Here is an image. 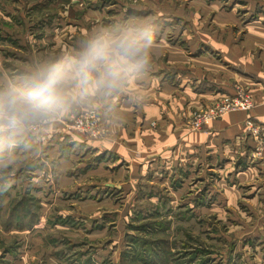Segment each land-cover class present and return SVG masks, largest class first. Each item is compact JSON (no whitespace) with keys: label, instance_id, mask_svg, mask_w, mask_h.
<instances>
[{"label":"rangeland","instance_id":"374dc122","mask_svg":"<svg viewBox=\"0 0 264 264\" xmlns=\"http://www.w3.org/2000/svg\"><path fill=\"white\" fill-rule=\"evenodd\" d=\"M249 1L255 0H0V79L20 77L38 62L73 52L96 28L135 19L153 25L157 43L163 36L167 43L180 45L178 34H199L204 40V34H221L231 53L237 45L247 57L251 79L264 85V38L249 47L244 42L250 30L264 34V8H259L260 15L247 13L243 9ZM157 43L153 52L168 47ZM218 61L222 64L217 70L233 83L227 94L238 88L250 93L242 82L248 74L229 71L231 61L225 57ZM136 92L134 87L128 93ZM219 99L194 108L187 129L196 131L194 118ZM255 106L243 111L244 124L250 118L263 126L252 115ZM90 109H96L106 129L102 138H89L72 127ZM104 112L96 105L66 114L32 135L30 150L17 149L0 166V192L6 187L0 202V264H135L132 257L122 260L138 232L129 225L148 223L154 212L156 222L165 220L166 229L156 232L149 225L141 236L149 241L147 247L155 240L160 254L169 257L173 252L170 264H188L192 252L200 259L190 264L203 259L207 264H264V167L237 177L238 167L226 161L206 166L188 158L180 166L178 155L175 174L176 162L168 155L158 158L140 146L120 151L123 157L103 152L98 144L110 132ZM243 138L250 140L246 133ZM250 149L251 159H240L235 166L246 169L264 161L253 158ZM26 190L34 200L21 207L25 218L12 219L10 226L6 214ZM31 219L35 222L29 229Z\"/></svg>","mask_w":264,"mask_h":264},{"label":"crops","instance_id":"0c3cea01","mask_svg":"<svg viewBox=\"0 0 264 264\" xmlns=\"http://www.w3.org/2000/svg\"><path fill=\"white\" fill-rule=\"evenodd\" d=\"M245 7L243 10L247 13L255 12L260 15L263 13L259 8H264V3L249 1ZM249 33L245 37V47H249L252 41L256 43V40L264 38V34H253L251 30ZM178 35L181 39L180 45L167 43L164 36L157 43L159 47L162 45L168 47L164 46L165 51L162 47L153 52V60L155 58L157 60L152 62L150 72L135 83L134 87L138 89L136 95L131 96L125 92L120 94L124 97L116 96L98 104L104 107V114L108 117L110 126L109 136L98 144L99 148L103 152L110 151L122 156L120 151L129 150L133 144L136 147L140 146L143 152H151L152 156L158 158L168 155L171 163L176 162L172 165L175 174L178 170L175 168L178 155L181 159L180 166L181 162L188 158L190 161H200V164L206 166L214 165L216 161H226L238 167L237 177H240L239 174L263 169L264 161H258L254 166L248 165L246 169H240V165L235 166L240 159L242 162L251 159L249 152L254 145L251 140L246 141L243 138L244 121L247 117L245 112H231L213 121L202 131H191L186 127L194 108L206 105L211 98L222 97L234 90L230 78L217 70L218 63L222 64L218 59L222 60L225 57L231 61L229 71L234 74L240 77L244 76L241 74L243 71L248 74L244 76L246 82H242L251 88L250 93L256 103L252 115L264 126L263 81L258 83L254 81L253 73L247 71L252 68L247 57L241 55L237 45L231 48L233 51L231 53L228 46L223 43L221 34L212 36L204 34L205 40L199 34L196 37L190 34ZM219 54L223 57L216 59ZM161 55L166 58L161 59ZM186 63L190 65L187 66ZM190 78L195 80L192 81ZM260 84L263 88L258 86ZM127 102H131V111Z\"/></svg>","mask_w":264,"mask_h":264},{"label":"clouds","instance_id":"9594fccd","mask_svg":"<svg viewBox=\"0 0 264 264\" xmlns=\"http://www.w3.org/2000/svg\"><path fill=\"white\" fill-rule=\"evenodd\" d=\"M157 42L151 23L129 19L90 31L78 49L20 77L0 79V166L66 114L132 92L150 72Z\"/></svg>","mask_w":264,"mask_h":264},{"label":"built area","instance_id":"2783aa9c","mask_svg":"<svg viewBox=\"0 0 264 264\" xmlns=\"http://www.w3.org/2000/svg\"><path fill=\"white\" fill-rule=\"evenodd\" d=\"M264 3V0H255ZM255 106L253 96L247 91L238 88L233 95L225 94L220 97L219 102L213 108L200 112L192 122V129L204 130L210 123L223 118L234 111H250ZM72 127L80 134L89 138L99 139L106 134L102 127L101 117L96 109H90L77 116ZM245 133L253 142L252 156L256 159H264V126L252 119L245 122Z\"/></svg>","mask_w":264,"mask_h":264},{"label":"trees","instance_id":"16d2710c","mask_svg":"<svg viewBox=\"0 0 264 264\" xmlns=\"http://www.w3.org/2000/svg\"><path fill=\"white\" fill-rule=\"evenodd\" d=\"M5 189H6V187L0 192V202L2 200V197H4V195H5L4 194ZM20 198L21 199L16 201L15 204L12 205V208H10L8 210V213L6 214L9 217L7 220V224H10V226L12 225L11 223L13 222L12 219L19 222L25 218V216L22 215V213H23L22 210L26 209L25 206H26L27 202H30V200H34V198L30 195L29 190H26L25 193H23L20 196ZM21 207H23L24 209ZM157 214H158V212L151 213L150 216L152 215L153 217L151 219L148 218L146 220L148 223L142 224L141 226H136V223H134V222L130 223L129 228H132V230H138V232L136 235L132 236L131 241H128V244H130L132 247H131V250L123 252L124 256L122 257V260L124 258L130 260L128 257H132L131 258L133 260L132 262H134L135 264H138V263H143V264H170L174 261V258L172 257L174 255L173 252L169 253V257L162 255V254H160V246H158L155 243V240H151V244H154L153 246L150 245L149 247H147L149 241L145 237L141 236L142 232H146V230H148L147 227L149 225H151L152 229H154L156 232H159V230H160L159 227H161V230H163V228H165V226H164L166 224V222H164L165 220L156 222V220H155L156 218L154 215H157ZM34 222L35 221L32 219L29 220V222H28L29 229L33 228ZM5 229L8 230L10 228L5 227ZM190 254H193V256L191 258H189V260L187 261L188 264L195 261V259H200L197 257L196 253L192 252ZM208 261L209 260H207V259H203V260H201V264H205V263L207 264ZM176 264H177V262H176Z\"/></svg>","mask_w":264,"mask_h":264}]
</instances>
